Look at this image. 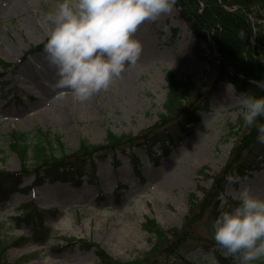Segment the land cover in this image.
I'll list each match as a JSON object with an SVG mask.
<instances>
[{"label": "rangeland", "instance_id": "1", "mask_svg": "<svg viewBox=\"0 0 264 264\" xmlns=\"http://www.w3.org/2000/svg\"><path fill=\"white\" fill-rule=\"evenodd\" d=\"M61 2L0 0V157L6 158L0 162V171L22 169L19 157L9 148L12 132L29 133L32 139L48 133L55 156L61 158L56 142L59 138L67 154L59 173L75 165L78 160L74 156L81 145L103 147L100 151L94 149L93 156L86 159L95 160L98 169L93 170L89 164L87 172L92 176L82 181H56L53 176L36 192L18 193L9 202L0 203V235L9 242L32 236L33 228L17 222L16 217L23 213L25 204L34 202L48 215L44 226L52 233L42 242L29 241L10 248L6 253L9 262L30 257L28 264H101L96 247L83 250L75 244L70 249L61 248L70 238L94 242L119 262L136 261L155 242L142 227L147 218L158 220L165 229L183 227L190 215V195L196 194L201 200L203 188L209 190L231 161L238 141L237 136H228L231 127L240 133L247 127L241 122L236 87L217 81L221 65L211 62L204 51L208 45L221 59L214 40L209 34L201 36L196 18L191 15L195 22L183 16L175 4L170 13L156 22H145L135 34L143 45L139 60L147 65L131 76L128 89L113 84L110 91L84 104L74 101L70 94L61 97L60 90H52L54 68L42 54L51 28L45 18ZM230 33L235 36L233 30ZM1 61L11 64L8 70ZM168 73L181 81L191 79L197 83L181 116L193 114L201 120L190 125L192 130L183 142L151 148L152 138L172 130L178 122L179 112L165 121L161 117L168 98ZM209 85L215 87L209 90ZM207 99L210 109L198 108ZM110 133L141 138L132 149L126 143L113 148L108 147ZM150 149L158 152L157 157L150 158ZM257 154L258 150L243 152L248 161L260 163ZM29 164L34 165L32 157ZM20 178V189H25L35 183L36 175L32 171ZM243 188L264 199V170L243 177L241 184L228 183L223 196L227 204L223 206L235 207L232 201H238ZM211 228L203 217L181 246L179 256L202 260L201 264H223L213 250ZM225 264L237 262L227 260Z\"/></svg>", "mask_w": 264, "mask_h": 264}, {"label": "trees", "instance_id": "2", "mask_svg": "<svg viewBox=\"0 0 264 264\" xmlns=\"http://www.w3.org/2000/svg\"><path fill=\"white\" fill-rule=\"evenodd\" d=\"M188 15H192L197 20V27L201 36L209 34L215 41L216 49L220 55L225 59L229 67L237 73L243 74L246 78H254L259 81H264V0H177ZM201 3L205 7L202 9ZM202 10V12H200ZM192 16H190L192 18ZM230 30H233L235 36L232 37ZM255 39H254V36ZM6 68L10 64L3 63ZM219 81H231L236 85L238 98L241 94H247L253 97H264V88L256 85L249 84L244 80L238 79L234 76H229L226 70L222 67L218 69ZM168 98L165 106V113L161 115L162 120H168V116H173L175 112H179L177 117V126L172 130H166L162 134H157L152 138L154 145L160 143L162 146L169 147L170 144L176 142H183L186 136L190 134L192 128L189 126L194 122L201 120L197 115L182 117L181 114L186 111L181 110L185 102L190 96L194 95L198 88L197 83L191 79L181 81L177 79L174 73H168ZM214 85L208 87L209 90ZM206 95H203L204 97ZM201 98V97H200ZM199 98V99H200ZM202 99V98H201ZM196 104V103H195ZM201 109H210V104L207 101ZM244 122L243 120L241 121ZM258 124H264V117L257 120ZM244 125V124H243ZM236 127L232 126L228 134L237 136L238 141L236 147L232 151L231 161L226 165L221 175L217 176L209 190L203 188L204 197L200 200L196 194H191L189 202L191 203L190 215L187 216L183 227L165 229L161 226L156 219L147 218L146 223L142 226L144 231L151 234V240L154 244L151 250L142 258L136 261L122 263L114 260L106 251H103L101 246L96 243H91L87 240H77L74 238L65 239L66 245L61 246L63 249H70L75 244H80L83 250H91L93 247L97 248V254L100 258L101 264H201L202 260H195L193 257L179 256L181 246L193 233L194 226L205 217V219L213 224L214 220L218 217L220 212L227 210L226 207L221 208L220 198L225 193L227 180L225 177L233 175L237 170L240 177H245L249 172L261 169L264 165V144L257 141L256 127L242 128V132H235ZM141 137L133 135H117L110 133L107 141L110 143L108 147H121L123 143L131 144L130 148L138 145ZM59 144L62 157L58 158L54 154V145L50 143L49 137L46 133L38 134L35 138H31L28 133L12 132L9 142L11 153L19 156L22 164V170L19 172L9 173L5 170L0 171V203L7 202L17 192H28L30 189L35 190V187L43 186L46 182L57 174L60 169V163L64 162L67 154H64L63 144L59 138H56ZM94 149L100 151L103 147H95L90 144L81 145L76 153L82 154L81 156L75 155L78 161L75 163L71 171L57 174L56 180L68 182L69 180H79L85 177L91 178L92 175L87 172L89 164L93 166V170L98 168V163L95 160L87 162V157L94 154ZM247 150H258V158H262V162L256 163L248 161L243 152ZM152 151V150H151ZM151 156L155 158L157 152L152 151ZM34 159V165L29 164L30 158ZM5 157H0V161H5ZM81 159H84L82 162ZM62 161V162H61ZM35 167V170L33 168ZM34 171L37 175V180L31 188L25 190L19 189L22 176ZM206 174L205 171H202ZM13 182L15 184H13ZM13 184V185H11ZM237 204V202H235ZM23 213L16 217L17 222L25 223L33 227V236L20 237L16 241H4L0 235V264H23L26 261L18 260L15 263H10L7 260V251L16 246L25 245L28 241L36 243L44 241L49 238L51 234L50 229L45 228V218L48 216L46 212L38 209L34 203L25 204L22 208ZM213 228L209 230L210 235L213 236ZM195 233V230H194ZM221 262L227 259L221 254L220 251L215 252ZM176 257L178 260L170 259ZM233 259L232 257H229ZM170 259V260H169ZM234 260V259H233ZM255 264H264V258L257 260Z\"/></svg>", "mask_w": 264, "mask_h": 264}, {"label": "clouds", "instance_id": "3", "mask_svg": "<svg viewBox=\"0 0 264 264\" xmlns=\"http://www.w3.org/2000/svg\"><path fill=\"white\" fill-rule=\"evenodd\" d=\"M175 4L176 0H62L45 18L51 28L42 54L58 77L52 90H60L61 97L70 94L80 104L110 91L142 54L143 45L134 38L140 26L156 22ZM237 105L244 124L255 126L257 141L264 144V124L257 123L264 117V97L241 94ZM225 179L243 183L239 175ZM237 200L214 220L213 239L225 258L252 264L264 258V199L243 188Z\"/></svg>", "mask_w": 264, "mask_h": 264}, {"label": "bare ground", "instance_id": "4", "mask_svg": "<svg viewBox=\"0 0 264 264\" xmlns=\"http://www.w3.org/2000/svg\"><path fill=\"white\" fill-rule=\"evenodd\" d=\"M204 51L206 53V56L207 58L211 61V62H216L217 59H219L217 53H215L208 45H205L204 46ZM147 65L146 61L145 60H139L137 62V64L135 66H131L129 67L124 73H123V76H122V79H119L117 80L114 84L117 86H122V88H126L128 89V85H129V82L131 81V76L134 75V73L136 71H139L140 68H143ZM51 76L55 79H57L58 77L56 76L55 74V70L53 69L52 72H51ZM121 88V89H122Z\"/></svg>", "mask_w": 264, "mask_h": 264}, {"label": "water", "instance_id": "5", "mask_svg": "<svg viewBox=\"0 0 264 264\" xmlns=\"http://www.w3.org/2000/svg\"><path fill=\"white\" fill-rule=\"evenodd\" d=\"M221 64L226 68V70H228L229 73L236 75V73L233 70H230L229 68L226 67L225 62L222 61ZM244 80H246L249 83L251 82V83H254V84H257V85H260V86L261 85L264 86V83L262 81L259 82L257 80L251 79V78L250 79H245L244 78Z\"/></svg>", "mask_w": 264, "mask_h": 264}]
</instances>
